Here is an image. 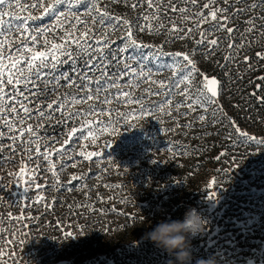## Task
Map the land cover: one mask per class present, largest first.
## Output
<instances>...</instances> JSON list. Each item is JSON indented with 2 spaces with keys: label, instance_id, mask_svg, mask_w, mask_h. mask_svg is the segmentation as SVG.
Here are the masks:
<instances>
[{
  "label": "rangeland",
  "instance_id": "rangeland-1",
  "mask_svg": "<svg viewBox=\"0 0 264 264\" xmlns=\"http://www.w3.org/2000/svg\"><path fill=\"white\" fill-rule=\"evenodd\" d=\"M18 2L28 5L36 0ZM157 2L173 7L186 6L183 0H154ZM206 2L208 0H198L201 7L187 5L189 11L183 16L202 11ZM252 2L254 0H216L218 7L225 3L234 4L226 13L229 16L236 8L245 11L229 24L238 28L230 37L220 31H208L206 39L219 38L218 47L208 53L210 44L196 47L195 40L200 38L196 31L190 38L173 40V35L180 34L171 33L172 23L178 27H193L195 20L185 21L180 13L161 8L159 23L164 29L159 30L148 0H100L101 6L112 15L137 21L141 28L145 24L143 17L149 16L153 27L138 31V42L163 45L165 52H192V58L202 72L223 80L225 87L218 103L223 105L224 112L236 119L241 130L261 140L264 139V114L253 117L240 109L242 103L249 99L242 86L244 56H249L251 62L256 61L252 48L256 42L264 41V18L255 19L250 25L252 30L246 31L247 36L243 35L248 24L242 22L253 16L264 17V8L253 12L246 7ZM132 4H137V7L132 8ZM12 10L19 15L31 12L35 16L42 11L40 8ZM77 14L88 20L89 28L101 31L99 23L93 26L91 17H86L83 9ZM43 23L49 25L50 21L43 18ZM208 27L205 24L201 31ZM79 30L84 29L81 27ZM123 36L122 27L111 34L112 54L123 47ZM48 39H55V35L48 34ZM232 42L236 43V48L231 50L232 60L227 61L225 57L230 54L227 45ZM155 50L144 48L140 51L147 56ZM132 54L133 50L129 49L125 55ZM84 59L79 61L82 68ZM172 59L168 56L149 57L147 68L152 69L153 80L171 77V69L158 71L157 68ZM128 63L134 62L129 60ZM70 67V64L64 65L62 70L68 71ZM96 76H99L98 72L94 78ZM38 87L51 88V85L41 82ZM116 87L131 90L134 97L144 98L140 104H129L122 98L111 99L109 103L100 105L106 110L102 114L98 110L94 118L107 120L117 117V111L109 112L107 109L121 113L131 111L133 118L128 125L117 120L118 131L115 134H100L96 143L87 142V151L100 152L99 158L85 161L78 154L86 142L75 137L70 139L60 154L49 158L57 165L59 182L44 158L35 151H25V148L34 149L36 144L41 145L42 152L59 148L69 139L71 127H79V124L75 121L60 123L64 117L55 110L39 122L35 114L31 118L22 116L25 124H33L34 131L42 138L22 147L17 133H10L0 122V131L4 132L0 137V264H79L76 251L83 246L102 250L98 254L102 261L99 264H168L171 259L159 261L153 255L154 248L158 246L148 243L145 238L144 234L152 229L149 221L144 225L145 216L156 210L157 217L166 215L182 219L189 207H194L207 221L205 231L188 235L193 264L203 257L194 247L199 238V242L209 243V255L214 254L219 264H264V145L240 138L228 120L219 112L214 116L211 108L207 110L204 121L197 118L202 114L199 109L185 114L187 109L181 106L179 110L173 108L170 115L157 111L155 102L162 97L147 92L159 87L151 81L133 86L119 78ZM116 87L109 91L115 93ZM77 91V87L61 82L55 92L40 95L31 107L34 109L51 102L58 93ZM106 94L107 91H102L100 97ZM180 98L179 95L173 96L174 102ZM90 103L93 101L74 105L68 111L86 109ZM140 105H146L152 114L140 116L135 111ZM12 136L17 138L13 140ZM28 139V136L24 137L26 142ZM106 142H110V147ZM21 168H25L24 175H20ZM73 175L82 179L73 181ZM37 184L41 185L39 189ZM40 196L45 199L38 201ZM9 214L22 219H12ZM65 233H72V236ZM158 251L166 250L158 247Z\"/></svg>",
  "mask_w": 264,
  "mask_h": 264
},
{
  "label": "snow or ice",
  "instance_id": "snow-or-ice-1",
  "mask_svg": "<svg viewBox=\"0 0 264 264\" xmlns=\"http://www.w3.org/2000/svg\"><path fill=\"white\" fill-rule=\"evenodd\" d=\"M183 2L186 5L185 7H173L166 6L163 2L154 3V0H148L149 8L155 12L156 29H164L163 24L159 23L160 9L165 8V11H167L170 8L171 11L180 13L185 21L195 20L193 27H178L176 23H172L171 33L180 34L178 36L173 35V40L190 38L193 32L196 31L200 37L195 40L196 47H204L210 44L211 48L207 49L208 53L214 51L219 44V38L206 39L208 31H220L230 37L238 31V28L231 27L229 24L233 23L235 18L245 11V9L236 8L229 16L226 13L234 7V4L225 3L218 7L216 6V0H208V2L203 3L202 11L183 16L184 13L189 11L187 5L201 7L198 0H183ZM237 2H240V0H237ZM131 7L135 8L137 4H132ZM246 7L255 12L257 8H264V0H259V2L254 0ZM13 8L21 11L29 8L33 10L40 8L42 11L39 16H35L31 12L27 15H19L12 10ZM0 9H2L0 10V122H2V126L10 133L13 131L17 133L23 147L25 143H31L42 138L34 131L33 124H25V119L21 118L22 116L31 118L35 114L39 122L55 110L64 117L60 123L75 121L79 124V127H71L68 132L69 139H66L59 148H52L43 152L40 144H36L34 149L25 148V151H35L44 158L45 162L50 165L49 170L56 177L57 182L60 180L57 174V165L49 158L60 154L65 146L69 145L70 139L75 137L86 142L81 147L78 155L85 161H90L99 158L101 153L87 151L89 147L87 142L96 143L100 134H115L118 131L117 120H122L125 125H128V121L133 118L131 111L121 113L115 109H107V111H117L116 118L109 117L107 120L94 118L98 110L100 114L106 110L100 108V105L109 103L111 99L122 98L123 102L140 104V100L144 98L134 97L131 90L116 87L119 78H124L128 84L133 86H138L143 81H151L153 85H159V87L149 89L147 92L162 97L154 105L156 110L161 113L170 115L173 108L179 110L181 106H184L187 109L185 114L196 112L197 109L201 110L202 114H199L197 118L204 121L206 120L207 110L211 108L214 116L216 112H219L221 116L228 120L229 125L232 126L233 131L240 138L264 145V139L257 140L255 136L241 130L236 119L224 112L223 105L218 103V97L225 87L223 80L218 79L215 75L202 72L197 67V61L192 58V52H165L162 50L163 45H149L138 42L137 32L153 27L149 16L143 17L145 24L141 28L137 21L125 18L122 15H112L106 7L101 6L100 0H36L35 3L28 5H23L18 0L15 3L14 0H0ZM80 9H83L86 17H91L93 26L97 22L99 23L101 31H97L95 27H88V20L82 19L81 15L77 14ZM6 17L7 19H5ZM43 18H47L50 24L44 25ZM260 18L264 17L253 16L242 23L253 25V21ZM37 21H39V24H37ZM205 24H208L209 27L201 31ZM81 27L84 29L83 31L79 30ZM121 27L124 31L123 47L119 48L116 54H112L110 51L112 43L110 37L113 32ZM251 30V28L245 29V31ZM56 33H59V35H56ZM48 34L55 35V39L49 40ZM40 37H43L42 42ZM227 47L230 54L225 59L231 61V50L236 48V43H229ZM144 48H155L156 50L145 56L140 51ZM129 49L133 50V54L125 55ZM192 51H195V49ZM238 52L239 49H237ZM254 55L264 59V53L255 52ZM161 56L174 59L170 63L159 64L157 70L171 69L172 75L168 79L153 80L152 69L147 68V63L149 57L159 58ZM81 58H85L83 68L79 63ZM129 60L134 63H128ZM249 60L250 57L245 55L244 62L247 63ZM141 61L144 63H141ZM68 64L71 65L70 69L63 71L62 67ZM249 70H251L250 64ZM96 72L99 73V76L94 78ZM197 77L200 79L197 80ZM259 79L264 81V76L259 77ZM41 82L50 84L51 88L41 89L38 87ZM61 82L77 87L79 91L74 93L61 92L51 102L34 109L31 107V103L37 102L40 95L55 92L60 87ZM113 87H116L115 93L109 91ZM261 87V85H256L257 90H260ZM102 91L108 92L103 98L100 97ZM174 95H179L180 100L174 102ZM25 101L28 103H25ZM88 101H93V103L88 104L86 109L76 108L68 111L74 105L84 104ZM259 101L264 104V96L259 97ZM166 105L169 107L166 108ZM43 109L48 111L45 112ZM135 111H138L139 115L144 117L152 114L151 109L146 105H140V108ZM17 125H20V127H17ZM38 126L43 127L39 123ZM188 126H192L191 122ZM2 136H4V132L0 131V137ZM25 136L29 137L27 142L24 140ZM11 138L15 140L17 137L12 136ZM106 146L110 147V142H106ZM24 174L25 168H21L20 175ZM71 179L79 181L82 177L73 175ZM212 183H215L214 179ZM36 187L39 189L41 185L37 184ZM37 199L43 201L45 197L40 196ZM9 216L12 219H22V217H11V214ZM65 235L72 236V233H65Z\"/></svg>",
  "mask_w": 264,
  "mask_h": 264
},
{
  "label": "trees",
  "instance_id": "trees-1",
  "mask_svg": "<svg viewBox=\"0 0 264 264\" xmlns=\"http://www.w3.org/2000/svg\"><path fill=\"white\" fill-rule=\"evenodd\" d=\"M248 28H250V25H247L246 29ZM244 31L245 29L243 30V32ZM243 35L247 36L246 31L245 34ZM252 49H253L252 55L254 56L256 61L251 62L249 60L247 63H244L241 66L242 71L245 74V76H243L244 80L242 82V86L244 87L245 90H247V96L249 99L242 103L240 109L243 110L246 115L257 117L258 115L264 114V104H261L259 101V97L264 96V81L259 79V77L264 76V59L256 57L254 53L255 52L264 53V41H261L259 43L256 42ZM249 64L251 65V70H249ZM256 85H261L262 86L261 89L257 90ZM145 219L146 220L144 221V225L146 226V223L150 221L151 222L150 224L152 225L153 228L155 224L160 221V219H172V218L166 217V215H161L157 217V212L155 210L154 212H148L147 216H145ZM212 238L214 237L212 236ZM200 240H201L200 238L196 240L198 243H196L194 247H196L197 250H199L201 254H203L204 258L211 256L209 255V253L211 252L209 243L204 244L202 242H199ZM148 243L156 245L155 242L151 241L150 239H148ZM155 251H158V247L154 248L153 255L155 259H158L159 261H164L166 259L168 260L174 259V257L167 251H158L159 253ZM100 252H102V250L88 249L83 246L81 250L76 251V258L79 256V260H80L79 264H99L98 262L101 259H99L98 254ZM100 262L102 263V261Z\"/></svg>",
  "mask_w": 264,
  "mask_h": 264
},
{
  "label": "clouds",
  "instance_id": "clouds-1",
  "mask_svg": "<svg viewBox=\"0 0 264 264\" xmlns=\"http://www.w3.org/2000/svg\"><path fill=\"white\" fill-rule=\"evenodd\" d=\"M206 228L207 221L202 214L194 207H189L182 219H160L144 235L146 239L155 242L158 247L165 249L174 257L169 260L168 264H193V253L188 235L203 232ZM131 240L136 242L134 237ZM195 264H219V261L213 254L207 258L196 259Z\"/></svg>",
  "mask_w": 264,
  "mask_h": 264
}]
</instances>
